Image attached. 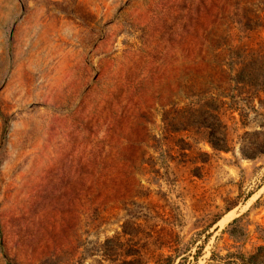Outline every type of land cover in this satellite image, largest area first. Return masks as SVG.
<instances>
[{"label": "rangeland", "instance_id": "rangeland-1", "mask_svg": "<svg viewBox=\"0 0 264 264\" xmlns=\"http://www.w3.org/2000/svg\"><path fill=\"white\" fill-rule=\"evenodd\" d=\"M262 142L264 0H0V264H264Z\"/></svg>", "mask_w": 264, "mask_h": 264}, {"label": "trees", "instance_id": "trees-1", "mask_svg": "<svg viewBox=\"0 0 264 264\" xmlns=\"http://www.w3.org/2000/svg\"><path fill=\"white\" fill-rule=\"evenodd\" d=\"M263 144H264V142H262ZM211 148H212V150H216V151H225L226 150V148H223L222 146H216V145H211Z\"/></svg>", "mask_w": 264, "mask_h": 264}, {"label": "bare ground", "instance_id": "bare-ground-1", "mask_svg": "<svg viewBox=\"0 0 264 264\" xmlns=\"http://www.w3.org/2000/svg\"><path fill=\"white\" fill-rule=\"evenodd\" d=\"M229 217V216H228ZM223 221H224V219H223ZM226 221V220H225ZM221 222H222V219H221ZM221 222H220V224H221ZM224 223V222H223Z\"/></svg>", "mask_w": 264, "mask_h": 264}]
</instances>
